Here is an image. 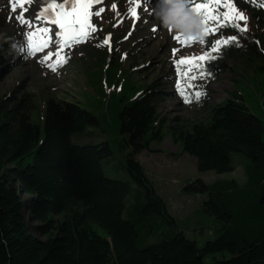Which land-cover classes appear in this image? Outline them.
I'll use <instances>...</instances> for the list:
<instances>
[{"label": "trees", "instance_id": "trees-1", "mask_svg": "<svg viewBox=\"0 0 264 264\" xmlns=\"http://www.w3.org/2000/svg\"><path fill=\"white\" fill-rule=\"evenodd\" d=\"M252 7L249 18L264 33V9ZM220 32L236 36L239 46H225L220 59L206 64L211 75L193 82L201 87L188 90L203 93L199 100L190 96L188 103L207 110L205 119L192 124L178 118L168 124L159 112L161 101L176 96L168 83L171 71L138 86L126 75L143 68L131 64L122 70V56L109 59L106 47L97 46L100 41L91 47L97 52L91 62V55L79 53L81 64L93 70L88 77L93 92L103 95L114 85L107 101L118 110L119 147L129 149L121 166L133 185L105 174L103 161L115 158L110 142L72 143L74 134L93 133L87 126L101 127L93 112L49 98L41 126L32 121L40 105L24 82L0 94V264H206L205 258L216 254L229 257L211 264H264V119L237 93L209 108V87L231 61L252 67V56L260 53L251 33L244 40L234 29ZM122 34L114 48L124 42ZM12 44L17 48L10 52ZM21 48L13 37L0 45V82L15 69ZM165 129L183 153L197 159L200 171L233 172V153L249 160L244 184L198 178L184 186L188 193L206 196L202 211L214 221L213 238L202 245L179 230L138 158L163 141Z\"/></svg>", "mask_w": 264, "mask_h": 264}, {"label": "rangeland", "instance_id": "rangeland-1", "mask_svg": "<svg viewBox=\"0 0 264 264\" xmlns=\"http://www.w3.org/2000/svg\"><path fill=\"white\" fill-rule=\"evenodd\" d=\"M105 1L108 3L103 6L105 11L93 22L97 25V29L103 30L101 36L103 38L108 28H112L111 33L114 35L122 30V27L118 30L115 29L116 26L111 27L115 20L104 16L106 13H115L111 4H116L119 9V15L116 14L118 17L125 11L126 6H135L134 0ZM198 1L203 2V0ZM41 2L47 4L51 0H35L29 10L31 16L39 10ZM57 2H60V0H57ZM234 3L237 9L249 20L247 29L253 35V38L256 35L260 54L252 56V67L250 65L246 66L242 61H231L230 69L233 68V70L227 69L225 73L219 76L216 82L211 84L209 108L224 102L231 95L237 93L243 96L251 112L264 119V33L257 29L253 20L249 18L250 12L248 9H253L252 6L254 4H247V0H234ZM139 4L140 7L137 9V13L141 17L140 22L133 27V34L130 40H126L119 46L115 44L114 49L108 50L109 59L118 55L122 56L124 60L120 67L122 70L131 68V64L135 67V70L142 67V73L134 74L130 71L126 75L127 79L135 81L138 86H142L145 82L154 80L159 75L163 76L172 70L175 80L172 83H168L171 86L170 90L174 91L177 89V71L173 61L194 50L196 51L195 55H201L202 53H198L202 52L207 44L214 42V38L208 36L204 38V44L196 41L191 46L181 47L180 55L174 57L172 50L177 48L178 44L173 39V36L178 33L169 32L155 17L153 10L157 8L158 2L155 0H139ZM185 4L188 7V1H185ZM99 8L101 7L95 8L94 11L99 10ZM18 14L19 8L16 13L11 11L10 0H0V45L10 37H22V41L26 45L23 33L27 32L28 29L21 27L17 23L15 16ZM127 23L128 20H125L122 25L128 31H131ZM243 36L244 40L248 37L246 33H243ZM94 38L97 39V33L94 34ZM222 38L225 39L223 36H219V32L215 34V39ZM250 38L252 37L250 36ZM259 39L262 42L261 45L258 43ZM111 40L114 45V38L111 37ZM89 43L90 41L73 45L71 49H68L73 59L58 67L55 72L48 68L47 63H41L43 56L48 51L55 52V48L50 47L45 53H38L35 57L29 54L23 58L20 57L16 61L15 69L3 76L0 82V94L9 93L24 82L26 90L35 95L36 103L40 105L39 108L32 112V121L41 126L44 125L45 101L49 98L76 102L82 108L93 112L99 118L101 127L87 126V130L93 133L89 135L74 134L71 137L72 143L84 145L110 142L115 151V158L111 163H107L106 160L103 161L105 174L108 177L121 179L133 185L131 178L121 166L129 149L119 147L121 135L118 133L116 126L118 110L117 107L112 105V100L107 101L109 92L114 91V85L110 84L103 95L93 92L88 83V77L93 70L89 66H85L84 63L81 64L79 56H77L79 52H82L81 54L83 55L97 53L91 47H86ZM214 55L220 58V53ZM87 59L88 62H91L92 55ZM244 61L250 63V60L245 59ZM99 68L100 66L98 65L97 69ZM124 73L126 72L124 71ZM165 82L167 83V81ZM158 109L162 116L168 119V124H174L177 118L180 122L192 124L205 119L207 113L206 109L188 105L179 93H177L176 97H168L161 101ZM164 132L163 141L160 144L152 143L151 151H143L138 155V158L144 166L145 172L154 183L157 192L165 198L168 210L175 217L179 230L184 231L187 237L196 240L199 245H202L213 238V232L216 231L214 221L202 211V203L206 196L188 193L184 191V186L191 180L198 178H202L207 183H213L219 178H226L234 179L238 183L244 184L247 180L244 169L249 160L241 153H233L232 163L235 167L233 172L217 174L213 170L200 171L197 167V159L187 153H183L181 147L173 142L167 129ZM224 257H229V255H211L205 258V262L206 264H211L215 259Z\"/></svg>", "mask_w": 264, "mask_h": 264}, {"label": "snow or ice", "instance_id": "snow-or-ice-1", "mask_svg": "<svg viewBox=\"0 0 264 264\" xmlns=\"http://www.w3.org/2000/svg\"><path fill=\"white\" fill-rule=\"evenodd\" d=\"M10 2L13 13H16L19 8V14L15 16L17 23L28 29L23 33L28 54L35 57L38 53H45L50 47L56 49L55 52L48 51L41 60V63H47L48 68L53 72L70 59L64 54L65 49H71L73 45L94 38L98 29L93 23V17H100L101 13L105 11L103 7L93 11L94 6L102 4L103 0H60V2L51 0L47 4L41 2L39 10L32 17H26L25 13L29 12L30 6L35 0H10ZM134 2L135 6L129 8L128 15L136 21L139 20L137 9L140 4L139 0H134ZM249 2L264 9V0H249ZM116 7V4L112 5L113 10ZM188 8L202 18L203 35L204 37L212 36L214 42L209 45L210 50L201 55L180 57L173 61L177 71L176 88L186 103L191 102L190 96L199 100L203 95L199 90L194 94L189 93L188 90L199 89L201 85L193 82L206 80L211 75L206 70V64L216 59L214 54L220 53L223 47L229 44L235 43L236 46H239L236 36L215 39V34L225 28L234 29L240 34L246 33L248 30L247 17L237 9L234 0H203V2L188 0ZM122 22L121 20L120 23ZM173 39L178 44V47L172 50L174 57L177 56L181 47H188L196 42L191 38H185L180 33L174 35ZM110 41L111 34L97 46L108 45L109 51H111ZM199 43L204 44V39ZM53 57H55L54 60Z\"/></svg>", "mask_w": 264, "mask_h": 264}, {"label": "clouds", "instance_id": "clouds-1", "mask_svg": "<svg viewBox=\"0 0 264 264\" xmlns=\"http://www.w3.org/2000/svg\"><path fill=\"white\" fill-rule=\"evenodd\" d=\"M153 11L160 24L165 29H171L173 34L180 33L196 41L205 38L202 18L189 10L184 0H160ZM16 48L15 44L10 45V52Z\"/></svg>", "mask_w": 264, "mask_h": 264}]
</instances>
